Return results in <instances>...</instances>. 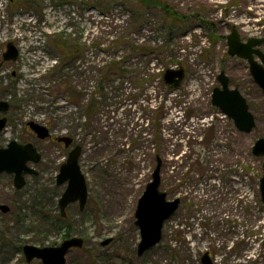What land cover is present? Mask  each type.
Segmentation results:
<instances>
[{
    "label": "rangeland",
    "instance_id": "374dc122",
    "mask_svg": "<svg viewBox=\"0 0 264 264\" xmlns=\"http://www.w3.org/2000/svg\"><path fill=\"white\" fill-rule=\"evenodd\" d=\"M161 1L179 20L137 0H0V101L9 104L0 113L7 119L0 148L32 142L42 155L38 176L20 191L11 175H0V204L11 209L0 213V264H27L25 245L61 243L67 226L43 232L35 205L51 220L58 213L64 188L56 175L67 152L52 139L65 135L82 148L88 190L83 212L78 204L66 210L67 230L83 241L66 264H202L205 254L213 264H264L263 158L251 152L264 138V95L248 65L228 56L226 41L233 29L241 39L264 37V0ZM54 39L82 47V54L59 64ZM9 42L19 56L2 63ZM112 60L128 74L101 82V94L92 97L98 63ZM178 68L184 80L169 89L162 74ZM221 72L255 117L249 134L211 104ZM66 82L78 103L68 98ZM93 98L100 105L89 121L85 105ZM28 122L47 127L50 139L36 140ZM157 158L160 189L180 206L160 242L137 257L134 214Z\"/></svg>",
    "mask_w": 264,
    "mask_h": 264
},
{
    "label": "water",
    "instance_id": "95a60500",
    "mask_svg": "<svg viewBox=\"0 0 264 264\" xmlns=\"http://www.w3.org/2000/svg\"><path fill=\"white\" fill-rule=\"evenodd\" d=\"M228 53L230 56H237L247 60L250 65L251 76L264 94V55L254 48H260L264 44V39H250L247 43H240L238 33L233 30L227 38ZM253 55H256L261 62L257 64ZM19 56L17 48L13 43L6 44V50L2 55V62H15ZM184 70L168 69L163 74V82L170 88H178L184 79ZM220 88L213 90L211 104L219 109L229 120H232L237 130L248 134L255 128L253 115L250 113L246 99L240 94L237 88H229V80L222 72L218 76ZM9 109V104L0 101V112L4 113ZM7 119H0V131L6 126ZM31 131L39 138L49 137L48 130L39 124L29 122L27 124ZM68 147L72 139L64 137L59 140ZM252 154L255 157H263V176L260 180L261 202L264 205V138L256 141L252 147ZM81 147L72 149L67 161L60 168L56 178L58 186L67 183V187L59 199V209L61 216H65L66 207L79 201L82 211L87 201V187L85 177L79 166ZM40 160L35 147L28 144H19L11 141L5 148H0V174L6 173L14 176V187L17 190L25 186V176L37 175V172L28 165L37 164ZM161 161L157 158V166L152 173L151 181L146 186L143 194L138 200L135 211V226L140 230V243L137 247V255L142 256L150 248L156 246L162 237L164 223L178 210L180 200H167V195L160 190ZM10 211L7 205H0V212L6 214ZM112 239L104 241L101 246L108 245ZM81 239L72 238L62 242L57 247H35L25 245L22 248L24 258L27 263L32 260H41L42 264H65V256L71 249L82 248ZM264 247V242H263ZM202 264H211L207 255L202 258Z\"/></svg>",
    "mask_w": 264,
    "mask_h": 264
},
{
    "label": "trees",
    "instance_id": "16d2710c",
    "mask_svg": "<svg viewBox=\"0 0 264 264\" xmlns=\"http://www.w3.org/2000/svg\"><path fill=\"white\" fill-rule=\"evenodd\" d=\"M137 1L140 4H142L144 7L159 8L160 10H163L166 13L165 15L168 16L172 21L179 20L177 17V14L173 13L170 10V7L167 6V4L162 2L161 0H137ZM52 44H53L55 50L60 54L59 64H63V65L69 64L73 59H76L77 56L82 54L83 49H82V47H80L78 45H70L66 41H60L57 39L52 40ZM103 64L104 65L101 68V62H99L97 69H95L96 72H98L97 75H99V76L97 79L98 85L95 86V90L97 92H95V95H92V97L98 96L101 94L100 93L101 92V82H107L113 77H117V78L122 79L125 75L128 74L124 63L121 61L112 60V61L104 62ZM101 71H102V78H101ZM65 84L68 87V89H67V94L69 95L68 98H71L75 103H78V101H76V100H79V95L77 94V92L69 90V87H70L69 82H66ZM99 105L100 104H98V102L94 98L92 100L90 99L88 101V104L85 105V107H86L85 112H87L86 117L89 121L92 118V116L95 115V113L97 112ZM35 208L37 210V211L35 210L36 216L38 217L40 224H42L43 232H45V231L47 232V230L50 229V227L51 228L54 227V229H55V226H58L59 227L58 229L61 230L63 226H67V225H65L64 220L60 218L59 214H57L51 220L50 218H48V213L45 210L44 206L40 207L38 205H35ZM22 222L23 221L19 216H15V222L13 225H15V227L21 228ZM67 229H68V226L65 229V232L63 235L64 239L68 238L70 236L69 230H67ZM41 231L42 230L39 229V231H37L36 234L37 233L39 235L42 234ZM42 241H45V239H40V240L35 241V242L42 244Z\"/></svg>",
    "mask_w": 264,
    "mask_h": 264
},
{
    "label": "flooded vegetation",
    "instance_id": "af4514ba",
    "mask_svg": "<svg viewBox=\"0 0 264 264\" xmlns=\"http://www.w3.org/2000/svg\"><path fill=\"white\" fill-rule=\"evenodd\" d=\"M234 30V29H233ZM232 30V31H233ZM231 31V32H232ZM238 36H239V40H240V43H242V44H245V43H247L250 39H253V38H250V39H241L240 38V35L238 34ZM227 38L228 37H226V41H227ZM254 39H264V37H258V38H254ZM227 45H228V42H227ZM264 44L260 47V48H254L255 50H259L263 55H264ZM228 50H229V48H228ZM228 56L229 57H231V58H234V59H236V61H241V62H244L246 65H248V70L250 71V65H249V63H248V61L247 60H244V59H241V58H239V57H237V56H230L229 55V53H228ZM253 59H254V61L255 62H257V64H260L261 65V62H260V60L258 59V57L256 56V55H253ZM222 73V72H221ZM225 74V73H224ZM251 74V73H250ZM220 75V74H219ZM218 75V76H219ZM218 76H217V83H218V87H215L214 89H216V88H220L221 87V85H220V80L218 79ZM226 76V75H225ZM227 78H228V80H229V88H231V89H234L232 86H231V84H230V79H229V77L228 76H226ZM213 89V90H214ZM262 91V90H261ZM263 93V92H262ZM241 94V93H240ZM242 95V94H241ZM264 95V94H263ZM243 96V95H242ZM244 97V96H243ZM245 98V97H244ZM246 99V98H245ZM247 101V100H246ZM248 104V103H247ZM249 106V105H248ZM249 110H250V107H249ZM251 112V111H250ZM254 117V116H253ZM228 119V118H227ZM254 121H255V117H254ZM234 124V123H233ZM255 124H256V121H255ZM28 126V125H27ZM235 126V125H234ZM255 127H256V125H255ZM28 128L30 129V127L28 126ZM47 130H48V128L47 127H45ZM30 131H31V129H30ZM48 132H49V130H48ZM252 132V131H251ZM250 132V133H251ZM249 134V133H248ZM32 136L36 139V140H38V141H41L42 139H39L33 132H32ZM64 137H67V135H65V136H59V137H54L53 139H52V141L54 142V143H56V144H58V145H60V146H62V149L64 150V151H66L67 152V158H68V155H69V153H70V151L72 150V149H74L75 148V146L76 145H74V140L72 139V137H71V139H72V141H71V143L69 144V146L68 147H66L65 146V143L64 142H60L59 140L61 139V138H64ZM70 137V136H69ZM50 139V134H49V137L48 138H46V139H44V140H49ZM28 143H30V144H32L34 147H35V149L37 150V152H38V154L40 155V160H39V162L37 163V164H29L28 166L30 167V168H32V169H34L36 172H37V175H28V176H25V183H26V179L28 178V177H36V176H38V174H39V171H38V165H39V163H40V161H42V155H41V152H40V150L37 148V146L36 145H34L32 142H24V143H21V144H28ZM77 147V146H76ZM81 154H82V148H81ZM67 158H66V160H65V162L64 163H62L61 165H60V167H59V170H58V173H59V171H60V168H61V166L63 165V164H65L66 163V161H67ZM80 160V159H79ZM58 173H57V175H58ZM1 174H5V173H1ZM0 174V175H1ZM7 175H9V174H7ZM57 175H56V178H57ZM12 176V183H13V187H14V176L13 175H11ZM26 185V184H25ZM56 185H57V183H56ZM58 186V185H57ZM58 187H63L64 189H63V191H62V193H61V195L59 196V199H60V197L62 196V194L64 193V191H65V189H66V187H67V183H65V184H63V185H60V186H58ZM14 189L16 190V191H20V190H17L15 187H14ZM87 195H88V191H87ZM59 199L57 200V204H56V210H58V213L57 214H59V216H60V218L61 219H63L64 220V222H65V225H67L68 226V218H67V214H66V210L70 207V206H72V205H74V204H78V209H79V211L80 212H83L84 211V209L81 211L80 210V207H79V201H76V202H73V203H71V204H69L67 207H66V209H65V216L64 217H62L61 216V212H60V209H59V204H58V202H59ZM88 200V199H87ZM86 203H87V201H86ZM0 205H5V204H0ZM1 213V212H0ZM9 214L11 213V209H10V211L8 212ZM8 213H6V214H8ZM2 215H6V214H3V213H1ZM134 218H135V214H134ZM15 222V217H14V221H12V223H14ZM12 223H9V224H12ZM134 224H135V222H134ZM69 228V227H68ZM138 229V228H137ZM139 230V229H138ZM40 235H42V234H40ZM139 236H140V230H139ZM73 237L70 235L68 238H65L64 239V236L62 237V241H61V243L62 242H64V241H66V240H69V239H72ZM140 240H141V238H140ZM60 243V244H61ZM59 244V245H60ZM59 245H57V246H59ZM57 246H50V247H57ZM44 246H39V248H43ZM138 247V246H137ZM72 250H74V249H71V250H69L68 251V253L69 252H71ZM147 252V251H146ZM68 253L66 254V256H65V264H66V257H67V255H68ZM136 255H137V249H136ZM143 256V255H142ZM137 257H141V256H138L137 255ZM35 260H37V259H35ZM211 260V259H210ZM26 261V260H25ZM33 261V260H32ZM31 261V262H32ZM37 261H39L40 262V264H42V262H41V260H37ZM30 262V263H31ZM27 263V262H26ZM201 263H202V258H201ZM27 264H29V263H27ZM211 264H213L212 263V260H211Z\"/></svg>",
    "mask_w": 264,
    "mask_h": 264
}]
</instances>
